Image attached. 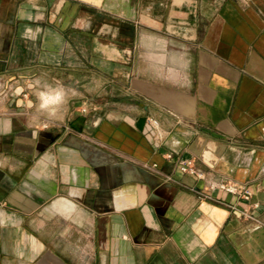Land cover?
I'll use <instances>...</instances> for the list:
<instances>
[{"label":"crops","instance_id":"obj_1","mask_svg":"<svg viewBox=\"0 0 264 264\" xmlns=\"http://www.w3.org/2000/svg\"><path fill=\"white\" fill-rule=\"evenodd\" d=\"M0 264H264V0H0Z\"/></svg>","mask_w":264,"mask_h":264},{"label":"built area","instance_id":"obj_2","mask_svg":"<svg viewBox=\"0 0 264 264\" xmlns=\"http://www.w3.org/2000/svg\"><path fill=\"white\" fill-rule=\"evenodd\" d=\"M181 171L183 173H188L190 175H197L199 176L198 172L194 169V167L192 166L191 162H184L181 164ZM226 191L229 193H234L236 192V190L232 187H227ZM242 198L244 200H248L250 198V193L246 190L242 189Z\"/></svg>","mask_w":264,"mask_h":264},{"label":"bare ground","instance_id":"obj_3","mask_svg":"<svg viewBox=\"0 0 264 264\" xmlns=\"http://www.w3.org/2000/svg\"><path fill=\"white\" fill-rule=\"evenodd\" d=\"M60 92V91H59ZM62 94V93H61ZM46 99V98H45ZM60 100V99H59ZM47 103H49L48 101H47ZM57 103V102H56ZM52 104V103H51ZM47 105V104H46Z\"/></svg>","mask_w":264,"mask_h":264}]
</instances>
